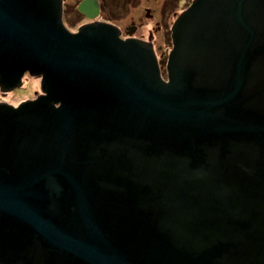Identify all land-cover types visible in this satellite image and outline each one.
Listing matches in <instances>:
<instances>
[{"label": "water", "instance_id": "1", "mask_svg": "<svg viewBox=\"0 0 264 264\" xmlns=\"http://www.w3.org/2000/svg\"><path fill=\"white\" fill-rule=\"evenodd\" d=\"M150 43L0 0V264H264V0H193Z\"/></svg>", "mask_w": 264, "mask_h": 264}, {"label": "flooded vegetation", "instance_id": "2", "mask_svg": "<svg viewBox=\"0 0 264 264\" xmlns=\"http://www.w3.org/2000/svg\"><path fill=\"white\" fill-rule=\"evenodd\" d=\"M192 2L193 0H60L61 20L71 32H77L79 27L90 24L113 25L118 29L119 38L123 40L136 39L150 43L161 76L167 80L166 62L172 46L166 51L161 43L156 44L157 38L159 36L164 43L170 38L172 45V27ZM147 26L151 29L145 34L141 28Z\"/></svg>", "mask_w": 264, "mask_h": 264}, {"label": "rangeland", "instance_id": "3", "mask_svg": "<svg viewBox=\"0 0 264 264\" xmlns=\"http://www.w3.org/2000/svg\"><path fill=\"white\" fill-rule=\"evenodd\" d=\"M149 29H151V27L149 26L142 27L141 31L147 34ZM159 43H161L163 49H166V51H169L171 49L172 45L170 38L166 43H164L158 36L156 44ZM40 80L41 79L39 77H35L26 72L21 78L22 82L20 85L5 92L0 89V101L7 102L16 107L20 102L24 100L35 98L41 92Z\"/></svg>", "mask_w": 264, "mask_h": 264}]
</instances>
